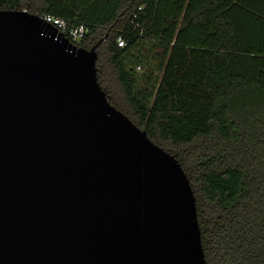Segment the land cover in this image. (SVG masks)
<instances>
[{
	"label": "water",
	"instance_id": "1",
	"mask_svg": "<svg viewBox=\"0 0 264 264\" xmlns=\"http://www.w3.org/2000/svg\"><path fill=\"white\" fill-rule=\"evenodd\" d=\"M97 44L0 9V264H207L184 170L108 101Z\"/></svg>",
	"mask_w": 264,
	"mask_h": 264
},
{
	"label": "trees",
	"instance_id": "2",
	"mask_svg": "<svg viewBox=\"0 0 264 264\" xmlns=\"http://www.w3.org/2000/svg\"><path fill=\"white\" fill-rule=\"evenodd\" d=\"M5 8L84 23L78 45L99 41L108 101L184 170L207 264H264V0H0Z\"/></svg>",
	"mask_w": 264,
	"mask_h": 264
},
{
	"label": "built area",
	"instance_id": "3",
	"mask_svg": "<svg viewBox=\"0 0 264 264\" xmlns=\"http://www.w3.org/2000/svg\"><path fill=\"white\" fill-rule=\"evenodd\" d=\"M142 10V6H137L132 12L131 22L137 18L138 14ZM37 14V13H36ZM44 21L49 22L55 26L59 31H61L67 38L72 42L77 43L87 32L86 25L82 22L77 21L76 19L70 20L63 17L55 16L50 13H41L38 14ZM117 45L123 46L125 44L124 39L121 36L116 38ZM136 70H140V66H136Z\"/></svg>",
	"mask_w": 264,
	"mask_h": 264
}]
</instances>
